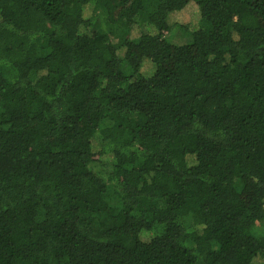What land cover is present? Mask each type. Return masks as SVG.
I'll return each mask as SVG.
<instances>
[{
	"label": "trees",
	"instance_id": "1",
	"mask_svg": "<svg viewBox=\"0 0 264 264\" xmlns=\"http://www.w3.org/2000/svg\"><path fill=\"white\" fill-rule=\"evenodd\" d=\"M0 264H264V0H0Z\"/></svg>",
	"mask_w": 264,
	"mask_h": 264
},
{
	"label": "rangeland",
	"instance_id": "2",
	"mask_svg": "<svg viewBox=\"0 0 264 264\" xmlns=\"http://www.w3.org/2000/svg\"><path fill=\"white\" fill-rule=\"evenodd\" d=\"M185 21V20H183ZM101 27H103L102 25H106L103 21H99ZM172 29L174 30V34H170L168 36V38H173L174 40H172V42L174 43H178V44H183L189 41L190 37L188 36V33H186L183 29L174 26L172 27ZM171 32V31H170ZM173 32V31H172Z\"/></svg>",
	"mask_w": 264,
	"mask_h": 264
}]
</instances>
